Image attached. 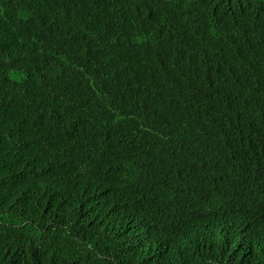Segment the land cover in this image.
<instances>
[{
  "label": "trees",
  "instance_id": "16d2710c",
  "mask_svg": "<svg viewBox=\"0 0 264 264\" xmlns=\"http://www.w3.org/2000/svg\"><path fill=\"white\" fill-rule=\"evenodd\" d=\"M0 264H264V0H0Z\"/></svg>",
  "mask_w": 264,
  "mask_h": 264
}]
</instances>
